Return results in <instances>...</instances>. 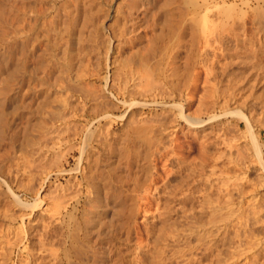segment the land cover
<instances>
[{"label": "rangeland", "instance_id": "1", "mask_svg": "<svg viewBox=\"0 0 264 264\" xmlns=\"http://www.w3.org/2000/svg\"><path fill=\"white\" fill-rule=\"evenodd\" d=\"M28 9L31 10L30 13ZM38 11L45 14L42 17L44 21L49 20L54 12L59 13L58 18H55V30L51 38L53 40L59 31L62 33L59 34L64 37L62 43L58 44L60 51L45 41L46 45L43 42L37 51L42 50L45 53L51 52L52 49L56 56L54 61L64 64L67 72L63 71L61 75L56 64L57 69L54 67V71L48 74L41 65V71H36L34 86L37 89L34 87L35 90L26 96L28 103H24L21 109L20 103L17 104L19 96L16 91V72L11 74L8 66L15 65L19 52L20 16L23 14L26 19L24 23L28 22L23 24L27 29L31 23L28 20ZM204 13L208 15L209 29L212 28L213 31L214 26L210 25H215L214 28L218 32L223 29L227 40L229 38V46L234 44L233 39L237 37V40L243 39L245 46L253 43L259 48V58L255 61H248L251 60L249 57L243 60L234 57L224 74L214 73L215 76L218 75L216 80L221 81L215 88L209 87L210 83H215V78H211L213 82L205 84V72L201 68L191 71V61L187 58L191 35L190 31H185V26L193 25L194 32L197 30L196 41L191 43L195 46L192 45L194 48H191L195 50L198 47L197 36L201 35L198 34L201 25L197 17ZM166 14L168 18L174 16L164 21L167 19L164 18ZM134 21L138 23L132 24ZM178 44L180 45L177 47ZM178 48L179 52L176 54ZM5 59L9 64L7 67L4 65ZM45 61L47 62L46 58ZM45 61L43 64H46ZM251 62L253 65H250ZM143 65L149 71L150 80L158 78L166 84L171 81L168 86H174L173 90L181 91L184 95L193 85L194 79L196 80V99L186 109L188 113L194 112L197 99L204 96L206 97L203 100L209 96L206 101L214 98L213 94L216 95L217 101L227 97V86L231 84L228 79L232 80L230 88L233 89L229 93L236 92L238 105L235 103L236 107L234 104L230 106L232 109L240 108L239 111H242L248 120L249 128L245 125L246 118L243 117L245 121L241 118L242 113L241 116L238 113L237 118L233 113H227L221 119L210 122L206 120L207 125L195 130L180 121L178 131L171 134V147L177 153L178 160L175 158L174 161L168 162L167 158L172 156V152H168L171 156L167 154L160 158L153 154L154 157L153 147H148L151 142L143 145L142 140H137V143L130 140L129 132L130 126L134 124L131 120H134V112H130L131 115L123 106L113 109L109 104L114 153L111 151L113 154L111 153L107 160L99 154L101 148L100 152H92L94 154L89 158L88 164L83 162V166L86 165L85 172L80 174L76 169L79 142L75 140L73 133L88 120L96 119L98 105H95L92 99L100 96L101 100H107L109 84L114 80L116 82L117 77H123L124 73L126 75L131 68L143 69ZM75 72L80 74L76 79ZM192 74H198V79L196 76L193 78ZM59 75L65 78L64 84L66 82L70 85V91L58 88ZM231 77L237 80L240 78V82L236 85L235 82L238 81L234 82ZM5 91L8 95L11 94V102L7 101L6 105L2 106L3 110L0 107L1 121H4V117H1L3 113L7 121L2 122L3 125L0 122L3 126H0V129L3 128V132L0 130L3 133H0V236L4 232H9L10 235L19 234L21 241L17 248L10 249L8 245L3 244L0 237V263L22 264L30 258V250L33 251L30 253H34L32 256L38 264H91L95 255L99 257L98 264H264V108L261 109L264 107V0H22V4L21 0H0V92ZM233 94L230 97L235 98ZM64 95L68 98L67 104L61 101ZM171 105L172 102L162 104L159 101L143 110H133L152 115L157 113L154 117L162 121H167L170 117L180 120L176 109ZM163 108L169 111L163 112ZM164 113H169V117L167 115L168 118H165ZM63 120L66 121L64 125L69 126L67 130H62V140L54 144L46 157L40 156L36 160L30 158L29 153L35 147V141L44 137L45 129L50 126L60 128ZM5 123L7 128L4 127ZM172 131L173 129H170V132ZM200 132L206 134L205 137L209 141L200 139ZM68 135L74 137L70 138ZM163 135L164 140L170 141L169 132ZM223 140L226 142L223 143ZM51 142L56 141L53 138L48 144ZM202 147L208 149L203 150ZM238 153H241L240 156ZM233 182L235 184L232 185ZM67 186L69 190L65 192L60 189ZM145 187L148 190L145 191ZM156 187L172 190L175 197L165 192V195L160 194ZM88 189L93 194L87 195ZM61 191L64 197L59 196ZM74 191L80 192V195L77 193V198ZM92 195L96 196V201L89 200ZM188 195L189 197H186ZM37 196L43 200L34 210L31 207L24 209L15 201L19 198L33 204V199ZM47 202L59 206V210L54 209L55 215L59 212L56 217H60L55 230L58 227L56 231L61 232L55 235L53 240L48 239L44 248L40 247L39 239L43 237L44 225L50 220L49 217L46 219V216L55 212L42 211L44 206L41 205ZM52 205L51 207L54 206ZM164 210L168 214L165 219L168 220L162 219L167 215L163 214ZM156 214L162 217H157ZM84 218L86 221L89 218L87 225ZM152 219L154 222H151ZM25 245L30 249H25ZM51 249L56 252H51ZM4 253L6 255H3Z\"/></svg>", "mask_w": 264, "mask_h": 264}, {"label": "bare ground", "instance_id": "2", "mask_svg": "<svg viewBox=\"0 0 264 264\" xmlns=\"http://www.w3.org/2000/svg\"><path fill=\"white\" fill-rule=\"evenodd\" d=\"M192 1V0H191ZM24 2V1H23ZM76 2V1H75ZM169 2V1H168ZM70 3V2H69ZM190 3V2H189ZM192 3V2H191ZM196 3V2H195ZM21 4H22V0H21ZM24 4V3H23ZM34 4V3H33ZM66 4V3H65ZM133 4H135V3H133ZM197 4V3H196ZM52 5V4H51ZM73 5V4H72ZM184 5V4H183ZM195 5V4H194ZM199 5V4H198ZM198 5H197V7H198ZM63 6V5H62ZM77 6V5H76ZM134 6V5H133ZM192 6H193V4H192ZM191 6V7H192ZM204 6V5H203ZM214 6V5H213ZM30 7V6H29ZM49 7V6H48ZM74 7V6H73ZM84 7V6H83ZM194 7V6H193ZM22 8V7H21ZM38 8V7H37ZM39 8H40V6H39ZM90 8V7H89ZM32 9V8H31ZM172 9V8H171ZM232 9V8H231ZM33 10V9H32ZM35 10V9H34ZM60 10V9H59ZM207 10V9H206ZM215 10V9H214ZM28 11H29V9H28ZM31 11V10H30ZM30 11H29V13H30ZM40 11H42V10H40ZM40 11H38V13H36V12H34V14H33V16L32 17H30L31 18V20H28V21H31V23H29V25L27 26V29H25L26 27L23 25V24H28V22L26 21V23H24L25 21L24 20H26L25 18H24V16H20L21 18L19 19L20 21H21V23H20V28L18 29V55H17V60H15L14 62H15V65L14 66H12V67H10V66H8L9 67V70H10V72H11V74L13 73H15L16 74V76H17V78H16V80H17V82H16V87H17V96H19V102L17 103V104H19L20 103V105L19 106H22L21 107V109L23 108V105H25L24 103H28V102H26V96L27 95H29V94H31L34 90H35V88L37 89V87L36 86H34L35 85V81H36V71L39 69L40 70V66L42 65L43 67H44V69H46V71H48V74H49V72L51 73L52 72V70L54 69V67H55V65L57 64V67L59 68V72L61 73V75L63 74V71L65 72L66 70H65V67H64V64H60V62L59 61H54V59H56L55 57V55L53 54V50L51 49V52H48V51H45V53H44V51H42L41 50V52L39 53L38 51H37V49L40 47V46H42V43L45 41V42H47V43H50V46L52 47H57V49H58V44L61 42V40L64 38L63 36H60L59 34H62V33H57V36L55 37L54 36V38H53V40H52V32L55 30V28L53 27L54 26V24H55V22H56V17H57V15L59 14L58 13V11H56V12H54V14L53 15H51V13H50V15H51V17H50V19L49 20H45L44 21V19L42 20V17H44V15L42 14V12H40ZM23 11H21V13H22ZM26 12V11H25ZM68 12V11H67ZM20 13V12H19ZM18 13V14H19ZM28 12H27V16H29L28 14H29ZM40 13H41V15H40ZM167 13H169L170 14V12H167ZM186 13V12H185ZM199 13V12H198ZM224 13V12H223ZM222 13V14H223ZM46 14H48V13H46ZM163 14V13H162ZM168 14V15H169ZM200 14H201V12H200ZM64 15V14H63ZM171 15H173V14H171ZM182 15H183V13H182ZM185 15V14H184ZM198 15V14H197ZM47 16V15H46ZM45 16V17H46ZM59 16V15H58ZM70 16V15H69ZM164 16V15H163ZM174 16V15H173ZM172 16V17H173ZM187 16H189V15H187ZM234 16V15H233ZM165 17H167V14H166V16H164V18ZM171 17V16H170ZM169 17V18H170ZM172 17L170 18V19H172ZM29 18V17H28ZM49 18V17H48ZM47 18V19H48ZM58 18V17H57ZM63 18V17H62ZM161 18V17H160ZM163 18V19H164ZM168 17H167V19H164V21H166V20H168L169 19ZM191 19H192V17H190ZM198 18V22L200 23V33H198V34H201L200 36H197V37H199V38H197V42L199 43V45H198V43H197V46L198 47H196L195 48V50L194 49H192L191 47H193L194 46V44H191V43H193L194 42V40L196 39V36H195V33H197V30H196V32H194V26L193 25H188V26H185V31H187L188 30V32L190 33H188L189 35H191V37H190V44L189 45H191V47H190V50H189V52H188V56H187V58L188 59H190V61H191V64H190V68H191V71H195V69L196 68H201L202 70H203V72H205L204 74H206V77H204V80H205V84L207 83V84H209L211 81L213 82L214 80H212L211 78H215V77H217L219 74L220 75H222V74H224V72L226 71V67L231 63V61H232V59L234 58V57H240L241 58V60H243V58L245 59V57L246 58H248V59H251V60H248V61H252L253 59H254V61H255V59L256 58H259V56H258V53H259V48H257L258 47V45H256V46H254V44L252 43V44H250V43H248L249 44V46H245V44H244V41H243V39L240 41V40H237V37H234V44L232 45V46H229L228 44H229V38H228V40H227V34L226 33H224V31H222L221 29V31L220 32H218L217 31V29L216 28H214V27H216L215 25H210V27H213V31H214V29H216L215 31L216 32H214L213 33V31H212V28H210L209 29V19H208V15H207V13H204V14H202V15H200L199 17H197ZM134 19V18H133ZM169 19V20H170ZM191 19H190V21H191ZM216 19V18H215ZM211 20V19H210ZM18 21V20H17ZM19 21V22H20ZM70 21V20H69ZM154 21L156 22V18L154 19ZM216 21V20H215ZM184 22V21H183ZM222 22V21H221ZM221 22H219V24L221 23ZM123 23V22H122ZM134 23H138V22H136V21H134L132 24H134ZM170 23H171V21H170ZM177 23V22H176ZM179 23V22H178ZM196 23V22H195ZM213 23V22H212ZM76 24V23H75ZM173 24V23H172ZM191 24H193V23H191ZM215 24V23H214ZM222 24H223V22H222ZM135 25V24H134ZM133 25V26H134ZM162 25V24H161ZM165 25V24H164ZM63 26V25H62ZM67 26V25H66ZM163 26V25H162ZM167 26V25H166ZM180 26V25H179ZM183 26V25H182ZM182 26H180V27H182ZM196 26V25H195ZM220 26H221V24H220ZM64 27V26H63ZM68 27V26H67ZM178 27V26H177ZM179 27V28H180ZM223 27V26H222ZM222 27H219V28H222ZM226 27V26H225ZM228 27H230V26H228ZM52 28H54L53 30H52ZM198 28H199V26H198ZM196 29H197V26H196ZM235 29V28H234ZM59 30V29H58ZM61 30V29H60ZM63 30V29H62ZM233 30V29H232ZM184 31V32H185ZM199 31V30H198ZM65 32V31H64ZM260 32V31H259ZM54 33V32H53ZM181 34H183L182 32H180ZM228 33H230V32H228ZM171 34V33H170ZM186 34V33H185ZM72 35V34H71ZM165 35V34H164ZM187 35V34H186ZM231 35V34H230ZM239 35V34H238ZM242 36H243V34H241ZM160 36V35H159ZM235 36H237V34H235ZM63 37V38H62ZM66 37V36H65ZM77 37V36H76ZM174 37V36H173ZM180 37H182V35L180 36ZM189 37V36H188ZM232 37V36H231ZM239 37V36H238ZM244 37V36H243ZM179 38V37H178ZM242 38V37H241ZM181 39V38H180ZM246 39H248V38H246ZM76 40V39H75ZM74 40V41H75ZM182 40V39H181ZM199 40V41H198ZM232 40V39H231ZM261 40V39H260ZM51 41H52V43H51ZM67 41H70V39H67ZM73 41V40H72ZM71 41V42H72ZM88 41V40H87ZM94 41V40H93ZM175 41V40H174ZM179 41V40H178ZM196 41V40H195ZM44 42V43H45ZM79 42V41H78ZM183 42H184V40H183ZM183 42H181V43H183ZM62 43V42H61ZM166 43H167V41H166ZM172 43V42H171ZM180 43V42H179ZM180 43V44H181ZM186 43H187V41H186ZM195 43V42H194ZM246 43V42H245ZM256 43V42H255ZM258 43H260V42H258ZM70 44V43H69ZM72 44V43H71ZM177 44V43H176ZM180 44H178L177 45V47L180 45ZM262 44V43H261ZM45 45H46V43H45ZM60 45V44H59ZM193 45V46H192ZM45 47V46H44ZM60 47V46H59ZM174 47H176V46H174ZM173 47V48H174ZM195 47V46H194ZM193 47V48H194ZM41 48V47H40ZM93 48V47H92ZM46 49V48H45ZM45 49H43V50H45ZM48 49H50V47H48ZM59 51H60V49H58ZM175 50V49H174ZM38 53H37V52ZM57 51V50H56ZM43 52V53H42ZM144 52V51H143ZM178 52H179V48H178V50H176V54H178ZM261 52V51H260ZM62 53V52H61ZM63 53H64V50H63ZM73 53V52H72ZM85 53V52H84ZM170 53V52H169ZM240 53H243L244 55L242 56V55H240ZM58 54H59V52H58ZM57 54V56L59 57L60 55H58ZM63 55L64 54H62V58H63ZM251 56V57H250ZM260 56H262V55H260ZM150 57V56H149ZM45 58H46V60H47V62L45 61ZM48 58V59H47ZM62 58H61V61L63 62V60H64V58H63V60H62ZM237 58V59H238ZM7 59V58H6ZM6 59H5V66L7 67V64H8V62H6ZM50 59V60H49ZM174 59H176V58H174ZM230 59V60H229ZM53 60V61H52ZM59 60H60V58H59ZM69 60V59H68ZM67 60V61H68ZM221 60H226L225 62L223 61V62H221ZM235 60L236 59H234L233 61L235 62ZM239 60V59H238ZM240 60V61H241ZM247 60V59H246ZM43 61H45L44 63H46V64H43ZM49 61V62H48ZM145 61V60H144ZM257 61H259V60H257ZM9 62H11V61H9ZM13 62V61H12ZM77 62H79V61H77ZM233 62V63H234ZM241 62H243V61H241ZM185 63V62H184ZM237 63H238V61H237ZM253 62H251L250 63V65L252 64ZM89 64V63H88ZM141 64V63H140ZM151 64V63H150ZM241 64V63H240ZM255 64H256V62H255ZM260 64V63H259ZM9 65V64H8ZM70 65V64H69ZM142 65V64H141ZM185 65V64H184ZM188 65V64H187ZM234 65V64H233ZM253 65V64H252ZM4 66V67H5ZM88 66V65H87ZM138 66V65H137ZM257 66V65H256ZM259 66V65H258ZM261 66V65H260ZM57 67H55L56 69H57ZM79 67V66H78ZM143 69H142V67L141 68H131V69H129V71H128V73H126V75H125V73H124V75H123V77H121L122 75H121V73H120V77H117L118 79H116L117 81L116 82H114L113 80V82L111 83V84H109L108 85V88H107V92L109 93V97H107V100H104V99H100L99 97H95V98H93L92 100L95 102V105H98V108H97V112H96V114H95V117H96V119H93V120H88V122L85 124V125H83L82 127H78L79 128V130L78 131H75L74 133H73V135L77 138H75V140L76 141H78L79 142V146L77 145V150H78V153H79V156H78V162H77V166H76V169L77 170H79V172H80V174H83V172H85L84 170H85V167L84 166H86V165H84L83 166V162H85L86 164H88L87 162L89 161V158L91 157V155L92 154H94V153H96V152H100L101 150V153H99V154H101L102 156H103V159L104 158H107V160L110 158V155H112L113 153H114V148H115V146L113 147L112 146V142H111V140H112V138H114L113 136H112V133H111V131L113 130V124H112V118H111V115L112 114H110L109 113V111H110V109H111V107H113V109L115 108H118L119 106H123L126 110L128 109V114L131 112H134L133 114H134V120L133 119H131L132 120V122L134 123H131V125H132V127L130 126V123H129V126H130V132H129V136H130V140L132 141V142H134V143H137V140H142V144L144 145V143H146V145L147 144H149L150 142L152 143V144H149L148 145V147H150V149H152L151 147H153V151H152V155L154 154H157V156L156 157H158V156H160V158H161V156H164V155H167V154H169L168 152H172L171 153V155L169 154V156H171L170 158H172V159H170V158H167V157H169V156H167L166 158L168 159V162H172L171 160H175V158H177L176 156V154L177 153H175L174 152V149H172V145H171V143H173V141H171L172 140V136H171V134H173L174 133V131H178V124H179V122L181 121L182 123H184L185 125H188V126H190V127H192L194 130L196 129V128H201L202 126H204V125H207L206 123H207V121L206 120H208V122H210V121H215V120H217V119H221V118H223L224 117V115H227V113H233L234 115H235V117H236V115L239 113V115L242 113V111H239L240 110V108H236V109H232V107L230 106L231 104L233 105L234 104V107H236L235 105L237 104L236 102L238 101V100H236V96H235V94H236V92H235V94H233V92L231 93H229V91L230 90H232L231 88H230V85L232 84V80H229L228 79V81H231V82H229V83H231L230 85L228 84V86L227 87H229L228 89H229V91H227L226 92V94H227V97L226 96H224L221 100H219V101H217V98L214 96V94L212 95L214 98H212L210 101H206L208 98H209V96H207L208 98L207 99H204L203 100V98L204 97H206V96H202L203 98H200V99H197V107L195 108V110H194V112L193 113H188V112H186V109L189 107V106H191L192 105V103L194 102V100L196 99V87H195V85H196V83H195V79H194V82H193V85L189 88V90L186 92V94L184 95L181 91L179 92V91H175V89L173 90L172 88L174 87H172V88H170L169 86H168V84L170 83L171 84V81L168 83V84H166L165 82H162V81H159L158 80V78H156L157 80H153V79H155V78H152V80H150L151 79V77L149 76V71H148V69L143 65ZM254 67V66H253ZM147 69V71H146V69ZM188 68V67H187ZM252 68V67H251ZM42 69V68H41ZM44 69H43V71H44ZM82 69V68H81ZM83 69H85V68H83ZM173 70V69H172ZM41 71V70H40ZM54 71V70H53ZM81 71V70H80ZM84 71H86V70H84ZM83 71V72H84ZM191 71H190V73H191ZM240 71V70H239ZM253 71V70H252ZM67 72V71H66ZM47 73V72H46ZM45 73V74H46ZM76 73V72H75ZM78 73V72H77ZM76 73V77H75V79L76 78H78V76L80 75H78ZM79 73H81V72H79ZM178 73V72H177ZM193 73H197V72H193ZM216 73H218V75L217 76H215V74ZM82 74V73H81ZM85 74V73H84ZM227 74V73H226ZM230 74V73H229ZM61 75H59V84H57L58 85V88L60 89V90H62V91H70V89H72L71 87H70V85H67V83L65 82V84H64V77H62ZM153 75V74H152ZM151 75V76H152ZM193 75V74H192ZM198 75V74H197ZM197 75L195 74V75H193V78L195 77V78H197L198 79V77H197ZM10 76V75H9ZM84 76V75H83ZM118 76H119V74H118ZM168 76V75H167ZM81 77V76H80ZM114 77V76H113ZM150 77V78H149ZM240 77V76H239ZM39 78V77H38ZM115 78V77H114ZM167 78V77H166ZM172 78V77H171ZM174 78V77H173ZM192 78V77H191ZM230 78V77H229ZM232 78V77H231ZM241 78V77H240ZM240 78H238V80L237 79H233V81L235 80H237L238 82H235V84L237 85V83H239L240 82ZM105 79H107V77L105 78ZM169 79V78H168ZM220 79V78H219ZM7 80V79H6ZM171 80V79H170ZM190 80H192V79H190ZM165 81V80H164ZM193 81V80H192ZM253 81V80H252ZM107 82V81H106ZM173 82V81H172ZM219 82H221L220 80H216V78H215V83L214 84H209V87L211 86V87H213V88H215L214 86H216L217 84H219ZM174 83V82H173ZM172 83V84H173ZM253 83V82H252ZM114 84V85H113ZM192 84V83H191ZM202 84H203V82H202ZM222 84V83H221ZM174 85V84H173ZM11 86V85H10ZM39 86V85H38ZM234 86V85H233ZM35 87V88H34ZM226 87V88H227ZM240 87H241V85H240ZM223 88V87H222ZM211 89V88H210ZM227 89V90H228ZM241 89V88H240ZM177 90V89H176ZM205 90V89H204ZM208 90V89H207ZM225 90V89H224ZM11 91V90H10ZM39 91V90H38ZM210 91V90H209ZM212 91V90H211ZM222 91H223V89H222ZM37 92V91H36ZM214 92V91H213ZM216 92H218L217 90H216ZM224 92V91H223ZM10 93V92H9ZM202 93H203V91H202ZM209 93V92H208ZM219 93V92H218ZM228 93H229V95H228ZM242 93V92H241ZM16 94V93H15ZM88 94V93H87ZM226 94H224V95H226ZM232 94H233V97L235 96V98H232V97H230V96H232ZM63 95V94H62ZM95 95V94H94ZM219 95V94H218ZM11 96V94L10 95H8V93H6V91L5 92H0V107L2 108V106L7 102V101H9L10 100V97ZM12 96H14L15 97V95H12ZM65 96V95H64ZM64 96H62V97H64ZM66 96H67V94H66ZM66 96L64 97V99L62 98L61 99V101L63 102V103H65V104H67L68 103V101H67V99H66ZM222 96H223V94H222ZM221 96V97H222ZM242 96V95H241ZM55 97V96H54ZM58 97V96H57ZM104 97V96H103ZM243 97V96H242ZM17 98V97H16ZM15 98V99H16ZM211 98V97H210ZM244 98V97H243ZM99 99V100H98ZM106 99V98H105ZM218 99H220V98H218ZM247 99V98H246ZM14 100V98H12V101ZM33 100V99H32ZM209 100V99H208ZM30 101V100H29ZM60 101V102H61ZM162 102V104H169V103H171L172 102V107H174L175 109H176V115H178L177 117H179L180 118V120H178V119H175V117H174V119L172 118V117H170L167 121H162L161 119H156L154 116H156V114H154V115H152V114H149V113H144V112H142V111H137V112H135V110H133V109H136V108H139V109H141V110H143V109H145V108H148L151 104H154V102ZM242 101V100H241ZM10 102H11V100H10ZM14 102V101H13ZM59 102V101H58ZM62 103V104H63ZM236 103V104H235ZM44 104V103H43ZM109 104L111 105V107L109 106ZM6 105V104H5ZM59 105V104H58ZM61 105V104H60ZM85 105V104H84ZM238 105V104H237ZM17 107H18V105H16ZM27 106V105H26ZM46 106V105H45ZM66 106V105H65ZM74 106V105H73ZM165 107V106H164ZM16 108V107H15ZM121 108V107H120ZM167 108V107H166ZM166 108L163 110V112H165V111H167L166 110ZM262 108H264V107H261V109ZM18 109H20L19 107H18ZM70 109V108H69ZM92 109V108H91ZM91 109H89V110H91ZM2 110H3V108H2ZM94 110V109H93ZM126 110H125V112H126ZM1 111V110H0ZM119 111V110H118ZM169 111V110H168ZM167 111V112H168ZM81 112V111H80ZM171 113H175V112H172V111H170ZM259 112H260V109H259ZM261 112H262V110H261ZM0 113H2V112H0ZM50 113H52V112H50ZM62 113V112H61ZM91 113H93V112H91ZM130 113V114H131ZM170 113V114H171ZM220 114V116H219V114ZM236 113V114H235ZM49 114V113H48ZM69 114L71 115L72 114V112L70 113L69 112ZM68 114V115H69ZM169 114V113H168ZM168 114H165L164 113V117L165 118H168L169 117V115ZM243 114V113H242ZM241 114V115H242ZM2 115V114H1ZM52 115V114H51ZM65 115V114H64ZM124 115V114H123ZM132 115V114H131ZM167 115H168V117H167ZM171 115H173V114H171ZM238 115V117H239V119H244V118H246L245 117V115L243 114L242 116H241V118H240V116ZM94 116V115H93ZM92 116V117H93ZM159 116V115H158ZM1 117H4V121H6L5 120V116H4V113H3V115L1 116ZM26 117H27V115H26ZM61 117H63V115L61 116ZM69 117H72V116H69ZM69 117L67 118V119H69ZM122 117V116H121ZM160 117V116H159ZM244 117V118H243ZM56 118V117H55ZM65 118V117H64ZM63 118V119H64ZM237 118V117H236ZM14 119V118H13ZM18 119V118H17ZM238 119V120H239ZM2 119L0 118V122L2 123V122H4V121H1ZM60 120H62V119H60ZM169 120H171V121H169ZM246 120H247V118H246ZM9 121V120H8ZM49 121V120H48ZM64 121V120H63ZM106 121V122H105ZM244 121H245V119H244ZM7 122V121H6ZM40 122V121H39ZM130 122V121H129ZM176 122H177V124H176ZM248 120L245 122V125L248 127L249 125H248ZM1 123H0V126L1 127H3L2 125L4 124V123H2V125H1ZM68 123V122H67ZM174 123V124H173ZM221 123V122H220ZM225 123H227V122H225ZM6 124L7 123H5V125H4V127H6L7 128V126H6ZM9 124V123H8ZM11 124V123H10ZM9 124V125H10ZM45 124V123H44ZM64 124H66V121H64V123H63V125ZM62 125V127H60V128H58V127H54V126H50V127H47L46 129H45V135H44V137L43 138H41V139H38V140H36L35 141V147H33L32 148V151L29 153V157L30 158H32L33 160L35 159H37L38 157H40V156H42V158H44V157H46L47 156V152H49L50 151V149L51 148H53V146H55L54 144H56V143H58L59 141H61L62 139H61V136H62V132L63 131H65V129L67 130L68 129V126H69V124H67L68 126L66 127V125H64L63 126ZM216 125H217V122H216ZM219 125V124H218ZM226 125V124H225ZM235 125V124H234ZM239 124L237 123V126H238ZM26 126V125H25ZM29 127V126H28ZM172 127H174V128H172ZM183 127V126H182ZM190 127H189V129H190ZM247 127H245L246 129H247ZM18 128V127H17ZM43 128H44V126H43ZM127 128V127H126ZM249 128V127H248ZM73 129V128H72ZM170 129H173V131L172 132H170ZM181 129V128H180ZM202 129V128H201ZM219 129V128H218ZM217 129V130H218ZM1 131L3 130V128L2 129H0ZM9 130V129H8ZM63 130V131H62ZM70 130V129H69ZM68 130V131H69ZM0 131V133H2ZM199 131V130H198ZM201 131V130H200ZM203 131V130H202ZM219 131V130H218ZM237 131V130H236ZM25 132V131H24ZM169 132V134H170V138L171 139H169L170 141H166V140H164V135H163V133L165 134V133H168ZM217 132V131H216ZM222 132V131H221ZM12 133V132H11ZM44 133V132H43ZM64 133V132H63ZM66 133H69V132H66ZM128 133V132H127ZM160 133H162V135H160L159 136V134ZM214 133V132H213ZM116 134V133H115ZM200 134H201V132H200ZM209 134V133H208ZM1 135H3V133L1 134ZM42 135V134H41ZM42 135V136H43ZM198 135H199V133H198ZM206 135V134H205ZM205 135L204 134H201V137H200V139H205V140H207L208 138H206L205 137ZM217 135V134H216ZM216 135H215V137H216ZM221 135V134H220ZM69 136V135H68ZM74 136H72V137H74ZM159 136V137H158ZM222 136V135H221ZM40 137V136H39ZM70 137V136H69ZM72 137H70V138H72ZM207 137H209V136H207ZM223 137H224V134H223ZM222 137V138H223ZM2 138V137H1ZM0 138V139H1ZM53 138H54V140L56 141V142H51L50 144H48V141H51V140H53ZM69 138V139H70ZM220 138V137H219ZM227 138V137H226ZM68 140V139H67ZM115 140V139H114ZM116 140H118L117 138H116ZM26 141V140H25ZM71 141H72V139H71ZM204 141V140H203ZM202 141V142H203ZM208 141H209V139H208ZM207 141V142H208ZM228 141V140H227ZM206 142V143H207ZM224 142H226V141H224L223 140V143ZM77 143V142H76ZM215 143V142H214ZM140 144H141V142H140ZM139 144V145H140ZM142 144H141V146H142ZM212 144H213V141H212ZM72 145V144H71ZM152 145V146H151ZM201 145H202V143H201ZM211 145V144H210ZM26 146V145H25ZM136 146V145H135ZM202 146H206V145H202ZM208 146V145H207ZM230 146V145H229ZM100 148H101V150H100ZM142 148V147H141ZM203 148V150H205L206 148L205 147H202ZM205 148V149H204ZM71 149V148H70ZM70 149H67V150H70ZM149 149V150H150ZM208 149V148H207ZM236 149V148H235ZM117 150V149H116ZM115 150V151H116ZM28 151V150H27ZM111 151H113V153L111 152ZM123 151V150H122ZM121 151V152H122ZM144 151V150H143ZM150 151V152H151ZM92 152H94V153H92ZM103 152V153H102ZM126 152V151H125ZM149 152V153H150ZM53 153V152H52ZM112 153V154H111ZM117 154V153H116ZM239 154V153H238ZM241 154V153H240ZM240 154H239V156H240ZM245 154V153H244ZM61 155V154H60ZM121 155V154H120ZM149 155H151V154H149ZM153 155V156H154ZM154 156V157H155ZM239 156H237V158L239 157ZM248 156V155H247ZM101 157V156H100ZM123 157V156H122ZM128 157V156H127ZM153 157V158H154ZM165 157V156H164ZM143 158V157H142ZM152 158V159H153ZM243 158V157H242ZM123 159V158H122ZM245 159V158H244ZM176 160H178V158L176 159ZM130 161V160H129ZM128 161V162H129ZM261 161V160H260ZM33 162V161H32ZM127 162V163H128ZM136 162V161H135ZM262 162H264V161H262ZM119 163V162H118ZM126 163V162H125ZM187 163V162H186ZM202 163V162H201ZM259 163V162H258ZM90 164V163H89ZM112 165V164H111ZM192 165V164H191ZM260 165H261V163H260ZM32 166V165H31ZM40 166V165H39ZM38 166V167H39ZM118 166V165H117ZM155 166V165H154ZM262 166H264V165H262ZM35 167V166H34ZM88 167V166H87ZM156 167V166H155ZM155 167H153V168H155ZM180 167H181V165H180ZM194 168V167H193ZM262 168H264V167H262ZM39 169V168H38ZM156 169V168H155ZM154 169V170H155ZM189 169V168H188ZM36 171H37V169H36ZM90 171V170H89ZM30 172H31V170H30ZM34 172V171H33ZM63 172V171H62ZM232 173V172H231ZM31 175L33 174V173H30ZM30 174H28V175H30ZM37 174V173H36ZM85 175V174H84ZM144 175V174H143ZM227 175V174H226ZM116 176V175H115ZM201 176H203V175H201ZM83 178H84V176H82ZM129 177V176H128ZM131 177V176H130ZM82 178V179H83ZM117 179V178H116ZM207 179V178H206ZM225 180H226V178H224ZM135 180V179H134ZM148 180V179H147ZM204 180V179H203ZM127 181V180H126ZM146 181V180H145ZM144 181V182H145ZM229 181H230V179H229ZM149 182V181H148ZM146 183V182H145ZM223 183H224V181H223ZM255 183V182H254ZM67 184V183H66ZM79 184V183H78ZM225 184H227V183H225ZM233 184H235L234 182L232 183V185ZM168 185V184H167ZM224 185V184H223ZM149 186V185H148ZM169 186V185H168ZM226 186V185H225ZM235 186V185H234ZM69 187H71V185L69 186ZM91 187V186H90ZM227 187V186H226ZM68 188V186L67 187H65V188H60V189H62L63 190V192H65V191H67V190H69V188ZM74 188H76V187H74ZM146 188V187H145ZM156 189H158L159 190V192H160V194L162 193V194H164V192L166 193V194H171L172 195V190H168L167 191V188L166 187H164L163 189L161 188H157L156 187ZM27 190H29V189H27ZM77 190V189H76ZM89 190V189H88ZM92 190V189H91ZM146 190H148L147 188L145 189V191ZM154 190V189H153ZM78 191H80V190H78ZM78 191H74L75 192V195H76V198H77V193H79V195H80V192H78ZM60 191H58V193H59ZM62 191H61V193H60V195L59 196H63V193ZM88 193H87V195H90V194H93L92 193V191H87ZM158 192V191H157ZM175 192V191H174ZM140 193V192H139ZM143 193V192H142ZM146 193V192H145ZM184 193V192H183ZM229 193V192H228ZM74 194V193H73ZM72 194V195H73ZM85 194V193H84ZM158 194V193H157ZM75 195H73V197L75 196ZM126 195V194H125ZM128 195V194H127ZM165 195V194H164ZM176 195V194H175ZM227 195V194H226ZM56 196V195H55ZM68 196H70V194H68ZM145 196V195H144ZM150 196V195H149ZM157 196V195H156ZM160 196V195H159ZM170 196V195H169ZM173 197H175L174 195H172ZM171 196V197H172ZM228 196L230 197V195L228 194ZM227 196V197H228ZM18 197V196H17ZM64 197V196H63ZM88 197V196H87ZM92 198H90V197H88V198H90L89 200H93V199H95V201H96V196L95 195H92L91 196ZM166 197H168V196H166ZM186 197H189V195L188 196H186ZM186 197H184V198H186ZM229 197H228V199H229ZM61 198V197H60ZM142 198V197H141ZM15 199V198H14ZM55 199V198H54ZM57 199V198H56ZM43 199H41L40 197L38 198V196L36 197V198H34L33 199V204H28L27 202H24L23 200H21V199H17L16 198V202L19 204V205H21V206H23L24 207V209H25V207H31L33 210H34V208L35 207H37L38 205H40V202L42 201ZM59 200V199H58ZM169 200V199H168ZM173 200V199H172ZM55 201V200H54ZM213 201V200H212ZM211 201V202H212ZM167 202H169V201H167ZM52 203V202H51ZM50 202H47V203H43L42 205H41V207H43L42 208V211H44V212H46V213H48V212H51L52 210H56V209H58L59 210V206H57L56 205V203L55 202H53V203H55V205L53 206L52 204H51ZM90 203V202H89ZM163 203V202H162ZM164 203H166L165 201H164ZM214 203V202H213ZM220 203V202H219ZM218 203V204H219ZM53 206V207H51V205ZM58 204V203H57ZM93 204V203H92ZM216 204V203H215ZM214 204V205H215ZM62 205V204H61ZM145 206V205H144ZM225 206V205H224ZM63 207V206H62ZM157 207V206H156ZM96 208V207H95ZM61 209V208H60ZM213 209V208H212ZM222 209V208H221ZM221 209H219V210H221ZM54 210V211H55ZM147 210V209H146ZM215 210V209H214ZM32 211V210H31ZM30 211V212H31ZM155 211V210H154ZM222 211V210H221ZM58 212V211H57ZM160 212H162V210L160 211ZM164 213V215L165 214H167V213H165V210L163 211ZM25 213V212H24ZM55 213H56V211L55 212H52V215H50V216H46V219H47V217H49V221H48V224H45L44 225V230H43V233H42V238L41 239H39V242H41V246L40 247H44L45 246V244H46V241H48V239H52L55 235H58L59 233L57 232L58 230V227H57V231L55 230V228H56V222H58L57 220H59L60 219V217H56L57 216V214L59 213H57L56 215H55ZM89 213V212H88ZM215 213V212H214ZM251 213H252V210H251ZM257 213V212H256ZM29 214V213H28ZM84 214H86V213H84ZM90 214V213H89ZM94 214V213H93ZM160 214V213H159ZM159 214L157 215L156 214V216L157 217H162V216H159ZM231 214V213H230ZM26 215V214H25ZM95 215V214H94ZM53 216H55V217H53ZM168 216V214L167 215H165V216H163V218L162 219H165V217H167ZM8 217V216H7ZM92 217V216H91ZM96 217V216H95ZM153 217V216H152ZM210 217V216H209ZM168 218V217H167ZM52 219V220H51ZM69 219V218H68ZM85 219V218H84ZM89 219V218H88ZM88 219H87V221H88ZM95 219V218H94ZM162 219H160L161 220V222H162ZM254 219V218H253ZM165 220H168V219H165ZM22 221V220H21ZM42 221V220H41ZM62 221V220H61ZM85 221H86V219H85ZM87 221L86 222H84L85 224L87 223ZM90 221V220H89ZM155 221H156V219H155ZM92 222H93V220H92ZM97 222V221H96ZM151 222H154V220L152 219L151 220ZM158 222V221H157ZM156 222V223H157ZM163 222H165L164 220H163ZM90 223V222H89ZM88 223V224H89ZM166 223V222H165ZM165 223H163V224H165ZM69 224V223H68ZM152 224H154L155 225V223H152ZM162 224V223H161ZM43 225V224H42ZM77 225V224H76ZM87 225V224H86ZM86 225H85V227H86ZM83 226H84V224H83ZM43 228V227H42ZM37 229V228H36ZM83 229H85L84 227H83ZM40 230V229H39ZM17 232V231H16ZM39 232V231H38ZM11 233H12V231H11ZM159 235V234H158ZM38 236V235H37ZM0 237H2L1 239H3L2 241H3V244L5 245L6 244V246L8 245L9 247H10V249L11 248H17L18 247V243L21 241V237H19V234L17 235V234H12V235H10V233L9 232H4V234L2 235V236H0ZM73 237V236H72ZM39 238H40V236H39ZM45 239V240H44ZM37 240V239H36ZM45 242H44V241ZM53 240V239H52ZM75 240V239H74ZM56 241V240H55ZM31 243V242H30ZM50 242H47V244H49ZM3 245V246H4ZM50 245H51V243H50ZM47 246V245H46ZM57 246V245H56ZM52 247V246H51ZM89 247V246H88ZM3 248V247H2ZM1 248V249H2ZM25 249H30V248H28L26 245H25V247H24ZM45 248V247H44ZM43 248V249H44ZM40 249V248H39ZM50 249V248H49ZM3 250V249H2ZM1 250V251H2ZM20 250V249H19ZM96 250V249H95ZM7 251V250H6ZM49 251V250H48ZM97 251H98V249H97ZM29 252V256H30V258H28V259H26L25 260V262L23 261H21L22 262V264H38V262L37 263H35V258L33 257L34 255V253H32V255H31V253L30 252H33V251H28ZM38 252V251H37ZM51 252H54V251H52V249H51ZM56 252V251H55ZM54 252V253H55ZM2 253V252H1ZM79 253V252H78ZM42 254H45V253H42ZM53 254V253H52ZM3 255H6L5 253L3 254ZM2 255V256H3ZM54 255V254H53ZM76 255V254H75ZM45 257V256H44ZM21 259V258H20ZM23 259V258H22ZM40 259H42V258H40ZM79 259V258H78ZM53 260V259H52ZM97 260H99V257L97 256V255H95L94 257H93V262L91 263V264H96L97 263ZM37 261H38V259H37ZM51 261V260H50ZM138 261V260H137ZM3 262V261H2ZM20 262V263H21ZM52 262V261H51ZM59 262V261H58ZM50 263V262H49ZM0 264H2V263H0ZM98 264V263H97Z\"/></svg>", "mask_w": 264, "mask_h": 264}]
</instances>
